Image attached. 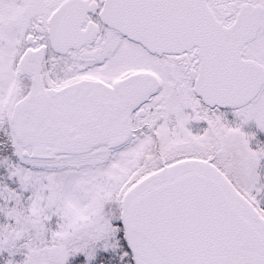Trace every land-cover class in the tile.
<instances>
[{
    "label": "snow or ice",
    "instance_id": "snow-or-ice-1",
    "mask_svg": "<svg viewBox=\"0 0 264 264\" xmlns=\"http://www.w3.org/2000/svg\"><path fill=\"white\" fill-rule=\"evenodd\" d=\"M0 264H264V0H0Z\"/></svg>",
    "mask_w": 264,
    "mask_h": 264
}]
</instances>
